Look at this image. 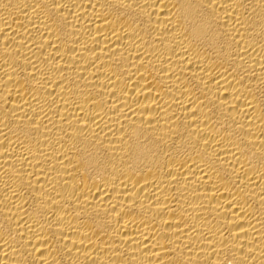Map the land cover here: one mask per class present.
Masks as SVG:
<instances>
[{
	"label": "bare ground",
	"instance_id": "1",
	"mask_svg": "<svg viewBox=\"0 0 264 264\" xmlns=\"http://www.w3.org/2000/svg\"><path fill=\"white\" fill-rule=\"evenodd\" d=\"M0 264H264V0H0Z\"/></svg>",
	"mask_w": 264,
	"mask_h": 264
}]
</instances>
